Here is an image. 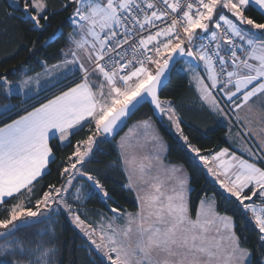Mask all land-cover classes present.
I'll return each instance as SVG.
<instances>
[{
    "label": "snow or ice",
    "instance_id": "obj_1",
    "mask_svg": "<svg viewBox=\"0 0 264 264\" xmlns=\"http://www.w3.org/2000/svg\"><path fill=\"white\" fill-rule=\"evenodd\" d=\"M5 16L37 39L0 73V264H264V0H7ZM180 75L201 110L240 129L229 146L185 133L163 95ZM144 105L151 116L120 136ZM154 118L191 172L166 162ZM113 141L134 212L88 167ZM62 220L81 240L67 258Z\"/></svg>",
    "mask_w": 264,
    "mask_h": 264
},
{
    "label": "trees",
    "instance_id": "obj_2",
    "mask_svg": "<svg viewBox=\"0 0 264 264\" xmlns=\"http://www.w3.org/2000/svg\"><path fill=\"white\" fill-rule=\"evenodd\" d=\"M55 3H59V0H54ZM7 0H0V73L6 70H11L13 67H19V65L26 60L29 56V52L26 48H31V41L37 39L36 33H29L26 31V25L14 18H8L5 16V5ZM252 14L255 15V12ZM64 13L54 16L52 18L53 25L44 33V37H48L53 31L65 22L66 16ZM69 29L65 28L64 32L67 33ZM64 41L58 39L53 45L47 48V54L56 52L59 48L63 47ZM45 53H40L39 58H43ZM11 78V77H10ZM163 95L172 99L177 107V111L180 113L183 119V125L185 133L189 135L193 144L202 149L227 147L229 146V128L227 123H220V117L209 115L206 110H201L200 101L197 98V93L194 88L190 86L188 79L183 76H174L168 85V88L164 91ZM15 102V101H14ZM151 116V109L148 105H144L134 115V117L127 122V126L120 133V135L134 122L140 119H145ZM154 122L159 129L160 134L168 143V151L166 154L167 162L177 163L184 165L189 172L192 171V165L190 160L186 157L185 153L178 149L177 142L172 135L169 134L165 128L159 127L160 122L155 120ZM119 137H117L118 140ZM118 158V152L115 148V141L112 144L104 145V152L98 153L88 167L97 169L101 174L107 177L105 180L106 186L112 190L113 195L118 205L122 209H126L129 212H134L137 208L135 195L121 190V185L127 183L126 176L123 173L121 166L116 164L111 166ZM53 176H49L47 179L52 180ZM193 187L196 191L192 192V198L195 200L196 196L200 194L201 189L206 187L203 177L193 180ZM89 210L88 215L95 218L96 213L100 211H106L102 203H100L95 197H93L86 205ZM221 211L223 207L221 206ZM57 234L65 245V258L68 257V249L73 247V243L79 247L81 244L80 238L74 233L71 228L61 221V224L56 226ZM245 235L249 236L247 244L251 246L255 242L254 234L245 232ZM81 255L80 253H76Z\"/></svg>",
    "mask_w": 264,
    "mask_h": 264
},
{
    "label": "crops",
    "instance_id": "obj_3",
    "mask_svg": "<svg viewBox=\"0 0 264 264\" xmlns=\"http://www.w3.org/2000/svg\"><path fill=\"white\" fill-rule=\"evenodd\" d=\"M225 123H227L228 125V128H231V137L235 138L237 136V133L240 131V129L236 126H233L229 121H223ZM136 122L132 123L130 126H132L133 124H135ZM129 126V127H130ZM128 127V128H129ZM128 128L120 135V136H123L127 131H128ZM160 133V132H159ZM161 135V134H160ZM162 136V135H161ZM163 138V136H162ZM119 139V138H118ZM163 140L165 141V143L168 145V143L166 142V140L163 138ZM230 141V140H229ZM237 143H239V141H237ZM167 151H168V148H167ZM167 154V153H166ZM167 162V161H166ZM172 164H177V163H172Z\"/></svg>",
    "mask_w": 264,
    "mask_h": 264
},
{
    "label": "rangeland",
    "instance_id": "obj_4",
    "mask_svg": "<svg viewBox=\"0 0 264 264\" xmlns=\"http://www.w3.org/2000/svg\"><path fill=\"white\" fill-rule=\"evenodd\" d=\"M257 111H258V105H257ZM257 111H253L252 113L249 114L251 119L255 120L257 118Z\"/></svg>",
    "mask_w": 264,
    "mask_h": 264
},
{
    "label": "water",
    "instance_id": "obj_5",
    "mask_svg": "<svg viewBox=\"0 0 264 264\" xmlns=\"http://www.w3.org/2000/svg\"><path fill=\"white\" fill-rule=\"evenodd\" d=\"M140 109H141V108H140ZM138 111H139V110H138ZM138 111H136L135 114H136ZM135 114H134V115H135ZM134 115H132L131 118L127 120V122H128L129 120H131V119L134 117ZM125 127H126V126H125ZM125 127H124V128H125ZM124 128L122 129V131L124 130ZM122 131H121V132H122ZM121 132H120V133H121Z\"/></svg>",
    "mask_w": 264,
    "mask_h": 264
}]
</instances>
